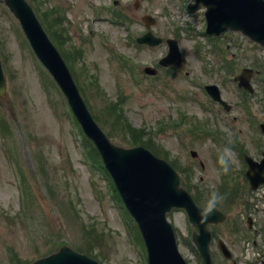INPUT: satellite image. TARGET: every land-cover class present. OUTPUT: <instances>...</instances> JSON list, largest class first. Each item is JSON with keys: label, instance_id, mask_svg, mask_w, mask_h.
Wrapping results in <instances>:
<instances>
[{"label": "rangeland", "instance_id": "obj_1", "mask_svg": "<svg viewBox=\"0 0 264 264\" xmlns=\"http://www.w3.org/2000/svg\"><path fill=\"white\" fill-rule=\"evenodd\" d=\"M117 1L28 0L43 21V12L56 9L57 13L48 15L51 29L55 34L63 32L62 47L71 58L66 62L68 69L109 139L128 147L133 140L128 127L137 128L141 140L177 167L185 184L191 181L198 187L194 193L200 207L206 206L212 191L222 196L217 208L226 218L209 226L214 233L212 264H261L264 255L245 241L246 209L238 205L240 199L225 197L221 186L218 155L232 144L241 123L230 126L228 117L233 112L209 111V97L201 84L216 83L226 102L235 103L239 99L234 94L236 84L231 79L221 82L202 71L203 67L211 63L210 69H217L224 53L233 60L237 73L255 60L262 61L264 49L240 32L227 31L210 39L204 34L203 9L189 11L190 0ZM114 10L127 20L115 21ZM148 14L156 20L150 26L154 34L176 38L182 53L180 69L157 67L154 76L142 72L143 66L155 64L167 50L165 42L158 46L132 42L146 30L141 17ZM0 60L6 77V95L0 97V264L28 263L61 244L100 264H143L139 234L117 201L105 171L93 165L82 147L83 137L68 113L63 93L35 59L2 0ZM253 83L257 90L249 100L250 110L264 117V78ZM182 114L183 124L177 122ZM197 123L201 129L193 127ZM233 162L232 157L230 166ZM251 216L255 225L263 222L264 236V212L257 208ZM166 217L180 255L188 264H202L188 241L193 227L184 210L172 208ZM217 238L226 242L231 258L219 252ZM260 249L264 252V245Z\"/></svg>", "mask_w": 264, "mask_h": 264}, {"label": "water", "instance_id": "obj_2", "mask_svg": "<svg viewBox=\"0 0 264 264\" xmlns=\"http://www.w3.org/2000/svg\"><path fill=\"white\" fill-rule=\"evenodd\" d=\"M10 11L16 15L23 31L28 37L31 47L47 70H50L55 81L65 92L72 111L76 114L79 123L86 135L98 147L105 167L108 168L119 190L121 199L125 202L128 211L138 223L144 243L147 246L148 264H186L177 252L174 233L171 224L166 221L165 214L172 206L183 207L188 214L189 221L197 227L198 233H193L204 264H210L208 241L210 232L207 230L208 222L223 220L221 211L214 209L213 214L204 220L201 209L198 208L190 195L179 186V178L173 168L164 160L152 155L144 147H131L129 149L112 144L104 135L100 127L95 124L86 105L82 102L74 81L71 80L63 59L59 56L56 47L46 36L36 15L25 0H4ZM201 3L207 7L204 12L207 18V32L213 35L230 28L240 30L248 38L253 39L264 47V0H196L192 8ZM147 26L154 20L149 16L143 17ZM161 37L147 32L137 38V42L157 45ZM169 45L168 54L161 58L160 64H176L180 66L181 53L174 39H166ZM145 73L154 74L153 67H145ZM240 74L239 84L247 83L246 78ZM209 92L219 100L217 88L207 85ZM5 91L4 75L0 64V95ZM193 155L195 153L191 152ZM256 187V186H255ZM219 248L225 256H230L223 242ZM31 264H99L86 255L77 253L73 249L61 246L55 253L46 257L35 259Z\"/></svg>", "mask_w": 264, "mask_h": 264}, {"label": "flooded vegetation", "instance_id": "obj_3", "mask_svg": "<svg viewBox=\"0 0 264 264\" xmlns=\"http://www.w3.org/2000/svg\"><path fill=\"white\" fill-rule=\"evenodd\" d=\"M257 65L260 61L255 62ZM254 63V64H255ZM252 65L254 76L250 83L253 90L251 93L241 89V99L235 100V103H230L231 116L228 117L230 125L235 121L240 122L238 135L233 137L234 142L230 145L233 152V166L231 181L234 185L236 194H247L250 191V180L255 181L258 176L264 177V117H260L253 111L250 113L249 100L255 95L257 90L254 87V80L264 78V68H254ZM261 98L264 99V89ZM217 107V111H221L223 107L217 103H213ZM232 127H235L234 125ZM241 135V136H240ZM253 223V221H252Z\"/></svg>", "mask_w": 264, "mask_h": 264}, {"label": "clouds", "instance_id": "obj_4", "mask_svg": "<svg viewBox=\"0 0 264 264\" xmlns=\"http://www.w3.org/2000/svg\"><path fill=\"white\" fill-rule=\"evenodd\" d=\"M232 162V149L225 147L218 155V164L221 166L220 170L224 173L229 172L230 164ZM222 199V196L217 191H212L207 204L202 208L201 216L204 220H207L209 216L213 214L214 209L217 207L218 201Z\"/></svg>", "mask_w": 264, "mask_h": 264}, {"label": "trees", "instance_id": "obj_5", "mask_svg": "<svg viewBox=\"0 0 264 264\" xmlns=\"http://www.w3.org/2000/svg\"><path fill=\"white\" fill-rule=\"evenodd\" d=\"M89 143V142H88ZM89 146H91V144L89 143ZM94 153L96 154V152L94 151Z\"/></svg>", "mask_w": 264, "mask_h": 264}]
</instances>
